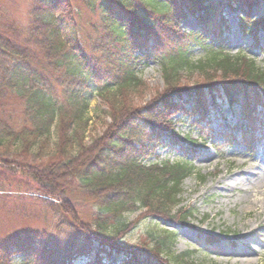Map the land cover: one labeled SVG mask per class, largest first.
Instances as JSON below:
<instances>
[{"label":"trees","instance_id":"trees-1","mask_svg":"<svg viewBox=\"0 0 264 264\" xmlns=\"http://www.w3.org/2000/svg\"><path fill=\"white\" fill-rule=\"evenodd\" d=\"M37 1L24 31L0 24V168L31 178L72 235L66 242L39 232L15 235L0 242V264H76L92 253L130 256L136 249L137 264H195L190 253L175 255L167 231L152 237L154 247L127 246L133 223L126 216L142 209L162 221L184 224L192 217L180 197L196 173L193 164L146 163L157 159L161 144L176 151L195 146L199 141L181 137L177 128L185 118L196 124L210 119L218 96L230 108L244 100L264 103V68L245 53L232 55L223 43L211 48L210 37L221 42L230 29L224 19L216 22L218 0H77L102 21L96 36L85 39L73 0ZM222 1L233 9L234 1ZM235 1L246 8L238 26L257 45L264 18L256 21L251 12L264 0ZM189 16L199 21V34L183 31ZM87 43L102 58L93 66ZM195 48L206 51L198 61L191 58ZM150 64L159 66L164 92L138 107L149 89L139 70ZM196 74L194 93L188 85ZM92 95L101 103L96 119L111 123L88 145ZM18 106L20 125L11 115ZM258 144L250 141L254 150ZM80 209L88 210L85 219Z\"/></svg>","mask_w":264,"mask_h":264},{"label":"rangeland","instance_id":"rangeland-1","mask_svg":"<svg viewBox=\"0 0 264 264\" xmlns=\"http://www.w3.org/2000/svg\"><path fill=\"white\" fill-rule=\"evenodd\" d=\"M231 1H234L231 3L233 4L231 10L222 0L216 1L219 4V9L214 14L216 22L219 24L224 19L230 29L221 35L223 37L222 41L219 40L221 42L215 41L211 36L209 44L212 45V49L217 50L219 44L223 43V48L232 55L245 53L256 60L260 68H264V28H260L256 45L254 35L245 33L238 26L241 19L246 16V8L238 6L235 0ZM72 2L80 11L77 22H80L82 37L84 39L95 37L97 32L94 29L102 24L98 14L88 10L84 3L79 4L77 0ZM37 3V0H0V24L6 23L16 30L24 31L29 26L31 11ZM24 8L30 11L27 26H24L18 17V13ZM251 14L256 21L264 18V3L260 2ZM182 28L187 33L199 34L203 31L199 21L191 16ZM87 46L90 60L93 59L88 65L93 66L96 63L95 58H102L91 52L92 43H87ZM205 54L204 49L195 48L191 52V58L198 61ZM139 74L149 89L144 97L137 100L135 106L144 107L159 93L164 92V84L158 65L150 64L141 68ZM189 80L190 91L196 92L198 87L195 83L199 80L198 75L190 76ZM205 84L201 82V86ZM203 92L209 91L203 89ZM218 99L219 108H214L210 119L199 120L197 122L200 124L199 127L193 120L189 122L190 119L185 118L182 120L184 125L177 128L181 137L190 136L191 139L199 140L200 136L203 137L202 142H198L192 148L182 145V149L178 151L167 149V144L166 147L161 144L157 159H150L146 163L147 166L183 161L193 164L196 173L185 180L180 197L181 207L186 208L192 217L183 224V219L162 221L158 217L150 218L151 216L145 215V210L142 209L130 212L126 216V221L133 224L125 241L132 249L149 245L154 247L152 237L167 231L174 235L175 255L190 253L195 264H264V226L258 228L256 211L249 207L247 201L254 199L257 190L250 184L243 187L240 179L243 174L253 170L257 175L252 182L264 180V103L244 100L233 109L222 96H218ZM184 103L187 105L184 109L190 110L192 104L189 96L184 97ZM100 106L99 99L92 95L90 117L93 121L89 125L85 141L88 145L105 133L106 121L111 123L107 118L102 121L96 119L95 111ZM14 111L16 112L11 114L14 122L22 124V109L18 106ZM174 120L178 123L181 115ZM194 126H197L198 132L194 131L191 134ZM242 134L246 135L245 139L241 137ZM255 140L259 144L255 150L253 147L251 150L250 141ZM233 182L238 185L236 189H224ZM242 188L249 189V192L243 191ZM43 198L31 178L20 173L15 175L0 168V242L18 234L28 235L37 232L42 236L44 234L50 236V240L66 242L69 235H72L68 226L61 225L66 219L62 214L53 215ZM87 211L80 209L82 219H85ZM259 221L264 222V213ZM247 232H251L250 236L246 234ZM100 248L97 243L94 245V251H99ZM139 251L138 249L129 251L134 252L130 256L126 253L121 255L92 253L82 257L76 264H137L132 258ZM19 259L20 257L16 262H19Z\"/></svg>","mask_w":264,"mask_h":264},{"label":"bare ground","instance_id":"bare-ground-1","mask_svg":"<svg viewBox=\"0 0 264 264\" xmlns=\"http://www.w3.org/2000/svg\"><path fill=\"white\" fill-rule=\"evenodd\" d=\"M254 169V168H253ZM257 173L255 171H249L248 173H245L242 175L241 179V183L244 185L243 187H245V185H252L253 189H256L257 191H255L257 193V195L254 197L253 196V200L249 201V207L254 209V211H256V218H257V223H258V228H262L264 226V222H261L258 220L260 219V216L263 215L264 213V180H261V182H252L254 179V177H256ZM221 183V181L219 182V184ZM222 183H224L222 181ZM237 184L235 182L228 184V186L226 185V187L224 188L225 190L228 189H236L237 188ZM243 189V188H242ZM245 190V192H249V189H243V191ZM259 218V219H258ZM251 231V230H250ZM248 236H250L251 232H247L246 233Z\"/></svg>","mask_w":264,"mask_h":264},{"label":"clouds","instance_id":"clouds-1","mask_svg":"<svg viewBox=\"0 0 264 264\" xmlns=\"http://www.w3.org/2000/svg\"><path fill=\"white\" fill-rule=\"evenodd\" d=\"M29 16H30V11L26 8L21 9V11L18 13V17L24 26H27Z\"/></svg>","mask_w":264,"mask_h":264}]
</instances>
